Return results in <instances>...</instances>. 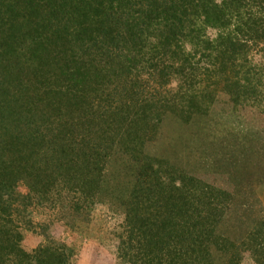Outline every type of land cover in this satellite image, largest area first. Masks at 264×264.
<instances>
[{
	"label": "trees",
	"instance_id": "16d2710c",
	"mask_svg": "<svg viewBox=\"0 0 264 264\" xmlns=\"http://www.w3.org/2000/svg\"><path fill=\"white\" fill-rule=\"evenodd\" d=\"M260 185L264 0H0V264H73L20 221L98 203L124 264H264Z\"/></svg>",
	"mask_w": 264,
	"mask_h": 264
},
{
	"label": "rangeland",
	"instance_id": "374dc122",
	"mask_svg": "<svg viewBox=\"0 0 264 264\" xmlns=\"http://www.w3.org/2000/svg\"><path fill=\"white\" fill-rule=\"evenodd\" d=\"M224 121L230 125L238 122L234 115L225 117ZM19 191L25 193L26 189L20 184ZM256 191L264 206V185L258 186ZM116 207L115 203L111 206L98 203L92 208L89 220H77L72 225L65 221L66 218L59 220L61 214L58 215L48 206L29 207L26 217L29 222L19 219L22 235L20 245L26 252H31L45 242L57 241L72 248L73 264H124L118 257L120 236L124 231V216ZM242 264L254 262L246 254Z\"/></svg>",
	"mask_w": 264,
	"mask_h": 264
}]
</instances>
